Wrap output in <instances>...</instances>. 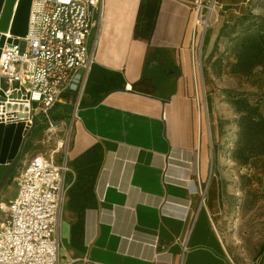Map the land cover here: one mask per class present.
Returning a JSON list of instances; mask_svg holds the SVG:
<instances>
[{"label": "crops", "instance_id": "obj_1", "mask_svg": "<svg viewBox=\"0 0 264 264\" xmlns=\"http://www.w3.org/2000/svg\"><path fill=\"white\" fill-rule=\"evenodd\" d=\"M200 1L205 7L206 0H160L152 34L142 40L135 30L146 0H104L89 42L93 62L63 105L72 115L62 153L69 171L61 264H231L205 229L206 214L219 207L216 179V203L206 198L204 216L191 222L213 178L191 86ZM172 63L181 67L178 77Z\"/></svg>", "mask_w": 264, "mask_h": 264}, {"label": "rangeland", "instance_id": "obj_2", "mask_svg": "<svg viewBox=\"0 0 264 264\" xmlns=\"http://www.w3.org/2000/svg\"><path fill=\"white\" fill-rule=\"evenodd\" d=\"M205 3L213 8L210 27L203 31L201 23L197 26L192 47L195 62L190 64L193 100L201 115L207 156L213 164L211 177L217 180L218 188L217 215L206 214L205 229L215 235L231 264H264V65L249 73L235 69L243 44L264 35V0ZM19 46L23 50L24 42ZM170 68L176 77L182 73L173 63ZM53 113L62 115L66 124L49 131L42 118L35 121L8 182L1 188L0 201L15 196L14 177L32 155H48L62 143L60 154L55 156L57 161L62 159L72 109L56 107ZM214 189L208 179L203 195L195 200L192 223L204 216L202 199L211 198L216 203Z\"/></svg>", "mask_w": 264, "mask_h": 264}, {"label": "built area", "instance_id": "obj_3", "mask_svg": "<svg viewBox=\"0 0 264 264\" xmlns=\"http://www.w3.org/2000/svg\"><path fill=\"white\" fill-rule=\"evenodd\" d=\"M196 5L198 25L206 31L210 18L206 23L203 10L210 17L212 10L201 1ZM103 8L104 0H32L27 34H1L0 124H23L31 131L42 117L49 131L56 130L50 112L68 103L93 62L89 42ZM56 150L25 161L13 180L15 196L0 201V264H61L58 224L69 169L65 158L57 161Z\"/></svg>", "mask_w": 264, "mask_h": 264}, {"label": "water", "instance_id": "obj_4", "mask_svg": "<svg viewBox=\"0 0 264 264\" xmlns=\"http://www.w3.org/2000/svg\"><path fill=\"white\" fill-rule=\"evenodd\" d=\"M31 2L32 0H0V48L5 42V36L1 34L9 32L10 35L20 38L27 34ZM7 42H11V39ZM200 55L199 51V57ZM51 123L56 126L61 125V121ZM30 133L31 131L24 129L23 124L17 126L0 124V191L4 185L3 177L8 166L19 158L23 137L29 136ZM212 169L211 163L209 178Z\"/></svg>", "mask_w": 264, "mask_h": 264}, {"label": "trees", "instance_id": "obj_5", "mask_svg": "<svg viewBox=\"0 0 264 264\" xmlns=\"http://www.w3.org/2000/svg\"><path fill=\"white\" fill-rule=\"evenodd\" d=\"M160 0H146L144 11L139 14L136 24L135 35L142 40H148L152 34L155 16L159 7ZM238 63L235 66L237 72L249 73L258 65H264V35L249 38L242 47L238 55ZM152 63L146 67L150 68ZM144 77V76H143ZM66 108V106H60ZM50 112V118L54 121L62 120V115ZM45 122H47L45 120ZM213 183L214 178H211ZM209 200V199H208Z\"/></svg>", "mask_w": 264, "mask_h": 264}, {"label": "flooded vegetation", "instance_id": "obj_6", "mask_svg": "<svg viewBox=\"0 0 264 264\" xmlns=\"http://www.w3.org/2000/svg\"><path fill=\"white\" fill-rule=\"evenodd\" d=\"M22 151V150H21ZM21 151H20V153H21ZM13 164L14 163H12L11 165H9L8 166V169L6 170V172H5V175H4V177H3V181H4V185L8 182V180H9V177H10V175H11V172H12V166H13ZM3 185V186H4Z\"/></svg>", "mask_w": 264, "mask_h": 264}, {"label": "bare ground", "instance_id": "obj_7", "mask_svg": "<svg viewBox=\"0 0 264 264\" xmlns=\"http://www.w3.org/2000/svg\"><path fill=\"white\" fill-rule=\"evenodd\" d=\"M212 11H213V8H210ZM209 18H210V16L208 15L207 16V20H206V23H207V21L209 20ZM206 23H205V25H206ZM195 24H196V26H198V24H199V21H198V18H196V20H195ZM202 202H204V199H202Z\"/></svg>", "mask_w": 264, "mask_h": 264}]
</instances>
